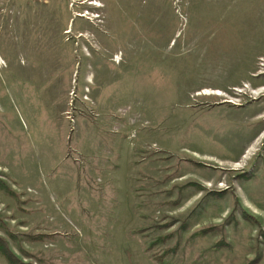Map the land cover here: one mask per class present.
<instances>
[{
	"label": "rangeland",
	"instance_id": "rangeland-1",
	"mask_svg": "<svg viewBox=\"0 0 264 264\" xmlns=\"http://www.w3.org/2000/svg\"><path fill=\"white\" fill-rule=\"evenodd\" d=\"M0 236L25 264H264V0H0Z\"/></svg>",
	"mask_w": 264,
	"mask_h": 264
},
{
	"label": "trees",
	"instance_id": "trees-1",
	"mask_svg": "<svg viewBox=\"0 0 264 264\" xmlns=\"http://www.w3.org/2000/svg\"><path fill=\"white\" fill-rule=\"evenodd\" d=\"M0 253L8 264H25L12 253V251L8 248L5 240L1 236H0Z\"/></svg>",
	"mask_w": 264,
	"mask_h": 264
},
{
	"label": "bare ground",
	"instance_id": "bare-ground-1",
	"mask_svg": "<svg viewBox=\"0 0 264 264\" xmlns=\"http://www.w3.org/2000/svg\"><path fill=\"white\" fill-rule=\"evenodd\" d=\"M119 61H120L119 57H117L116 60H113V62H114L115 64H119ZM88 77H89V76H88ZM88 84H90V82H89ZM91 84H93V81L91 82ZM208 91H209V90H208ZM211 91H212V90H211ZM211 91H210L209 93L205 92V93H200V94H202V95H215V96H217L218 93H211ZM201 92H202V91H201ZM218 96H219V94H218ZM239 164H240V163H236V164H233V166H235L236 168H239Z\"/></svg>",
	"mask_w": 264,
	"mask_h": 264
},
{
	"label": "crops",
	"instance_id": "crops-1",
	"mask_svg": "<svg viewBox=\"0 0 264 264\" xmlns=\"http://www.w3.org/2000/svg\"><path fill=\"white\" fill-rule=\"evenodd\" d=\"M242 159H243V158H242ZM239 162H241V161L233 162V164H235V163H239ZM233 164L231 165L232 167H233Z\"/></svg>",
	"mask_w": 264,
	"mask_h": 264
}]
</instances>
